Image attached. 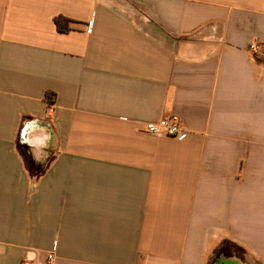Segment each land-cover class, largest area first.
<instances>
[{"label":"crops","instance_id":"obj_1","mask_svg":"<svg viewBox=\"0 0 264 264\" xmlns=\"http://www.w3.org/2000/svg\"><path fill=\"white\" fill-rule=\"evenodd\" d=\"M0 264H264V0H0Z\"/></svg>","mask_w":264,"mask_h":264},{"label":"trees","instance_id":"obj_2","mask_svg":"<svg viewBox=\"0 0 264 264\" xmlns=\"http://www.w3.org/2000/svg\"><path fill=\"white\" fill-rule=\"evenodd\" d=\"M73 20L66 18L62 15H58L54 18V24L56 26V29L61 33H67L71 30L70 23H72ZM47 95V94H46ZM18 151L20 155L22 156L26 167L32 176H39L43 173L44 167L36 163V161L33 159L32 154L30 153V148L26 144H18ZM231 247L229 246H222L218 249L216 252V257L218 256H229L230 254H234L233 251L230 250Z\"/></svg>","mask_w":264,"mask_h":264},{"label":"built area","instance_id":"obj_3","mask_svg":"<svg viewBox=\"0 0 264 264\" xmlns=\"http://www.w3.org/2000/svg\"><path fill=\"white\" fill-rule=\"evenodd\" d=\"M249 48L250 50L257 52L259 46L257 44H251ZM143 131L154 137L180 138L186 131V128L178 116L171 115L167 118L160 119L157 122L146 123ZM48 258L51 259V256H48Z\"/></svg>","mask_w":264,"mask_h":264},{"label":"rangeland","instance_id":"obj_4","mask_svg":"<svg viewBox=\"0 0 264 264\" xmlns=\"http://www.w3.org/2000/svg\"><path fill=\"white\" fill-rule=\"evenodd\" d=\"M230 250L233 251L234 253H237L238 254V249L237 248L231 247Z\"/></svg>","mask_w":264,"mask_h":264}]
</instances>
